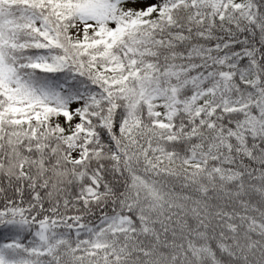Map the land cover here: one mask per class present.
I'll return each mask as SVG.
<instances>
[{
  "label": "snow or ice",
  "instance_id": "snow-or-ice-1",
  "mask_svg": "<svg viewBox=\"0 0 264 264\" xmlns=\"http://www.w3.org/2000/svg\"><path fill=\"white\" fill-rule=\"evenodd\" d=\"M0 264H264V0H0Z\"/></svg>",
  "mask_w": 264,
  "mask_h": 264
}]
</instances>
